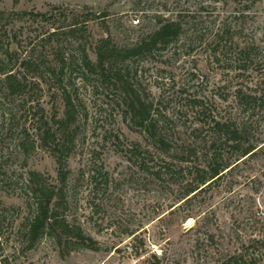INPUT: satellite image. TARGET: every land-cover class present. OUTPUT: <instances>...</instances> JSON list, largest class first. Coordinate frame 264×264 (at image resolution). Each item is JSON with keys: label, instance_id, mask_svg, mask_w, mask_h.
<instances>
[{"label": "rangeland", "instance_id": "374dc122", "mask_svg": "<svg viewBox=\"0 0 264 264\" xmlns=\"http://www.w3.org/2000/svg\"><path fill=\"white\" fill-rule=\"evenodd\" d=\"M22 10L62 13L61 19L91 11L102 17L89 22L91 36H110L120 45L152 31L160 19L176 20L189 42L136 63V83L160 106L159 126L166 139L162 147L131 124L122 93L112 82L96 72L71 79L77 97L74 143L67 157V198L56 206L68 227L52 233L46 229L33 246L20 232L34 211L22 181L35 171L55 182L57 163L30 141L22 146L21 126L7 120L19 98L8 95L0 81V207H8L11 215L6 214L0 228V263L235 264L228 260L241 253L247 262L264 264V119L249 133V141L258 137V149L237 159L223 144L220 153L230 166L194 192H189L194 183L176 160L188 149L197 151V159L188 158L191 163L207 162L214 149L208 122L233 112L235 86L264 89L263 61L243 72L228 68L235 46L221 61L212 56L218 47L214 36L224 31L240 46L250 47L253 58L264 59V0H0V35L3 29L8 36L15 30L25 46L52 27L31 20L9 22L12 12ZM59 39L46 47L50 58V47ZM17 43L13 40L11 47ZM43 86L41 104L51 111V91ZM180 93L201 102L188 105ZM54 103L63 117L61 98ZM138 148L148 150L144 160L137 156Z\"/></svg>", "mask_w": 264, "mask_h": 264}, {"label": "trees", "instance_id": "16d2710c", "mask_svg": "<svg viewBox=\"0 0 264 264\" xmlns=\"http://www.w3.org/2000/svg\"><path fill=\"white\" fill-rule=\"evenodd\" d=\"M61 15L62 13L57 15L52 11L45 13L27 10L14 11L9 15V22L31 20L42 23V27L50 24L52 28L44 32L46 35L43 31L36 34L25 46L15 30L12 32L10 29L12 33L8 36V29H3V35H0V48H2L0 81L4 83L8 95H16L19 98L16 112L13 113L12 108L7 112L8 123L11 126L15 125L16 128L21 126L24 132L22 146L30 141L33 148L38 147L49 152L57 163L55 182L35 171L28 172V177L22 181V187L28 192L27 197L31 200L34 210L30 221H27L20 230L23 236H28L29 246H33L46 229L48 233H52L68 227L64 214L57 210L56 206L62 205L61 201L67 198L66 183L69 172L67 157L74 143L72 128L76 116L77 97L72 89L71 79L75 77V74L86 75L96 72L102 79L112 82L115 88L122 93V104L131 124L145 134L148 142L162 147L165 146L166 139L162 127L159 126L160 106L149 96V93H146L145 89L136 83L139 67L136 63L144 57L157 55L167 48H172L179 42H181L180 45L189 42L187 35L181 30V25L176 20L160 19L157 27L152 31H144L132 43L120 45L110 36L98 38L91 36L89 22L102 18L96 13L86 11L80 15L74 14L70 18L64 15L62 19ZM221 34H216L213 39L218 46L212 51V56L216 61L225 59L229 48L235 46L234 51L231 50V57L227 59L228 68L246 72L253 62H264V59H259V57L253 58V50L250 47L240 46V43L233 40L231 36L228 37L224 31ZM5 36L6 39H3ZM56 37L61 39L50 47L52 55L50 58L46 47ZM13 40L18 41L15 48L11 47ZM27 46L29 48L24 54V48ZM91 54L95 56L94 60ZM134 72L137 73L134 74ZM191 74L197 77L195 73ZM43 85L51 91L53 103L51 111L46 110L41 104ZM182 91L186 90L182 89ZM180 95L183 96L184 93ZM183 97L188 105L198 106L201 102L199 97L191 94ZM233 97L236 104L233 112L220 117L213 116L208 122L212 133L211 146L214 149L207 162L197 164L194 161L191 163L188 158L194 155L197 159V151L188 149H182L180 157L176 159L181 164L178 166L188 173L191 182L194 183L190 193L204 185H209L230 166L228 160H223V154L220 153L223 144L234 152L237 159L251 155L258 149V137L253 141H249L248 138L251 126L264 119V89L256 88L247 91L242 86L236 85ZM58 98H61L64 105L63 117L59 116V110L54 103ZM201 112L204 111L201 109ZM217 147L219 149H216ZM137 150V156L144 160L148 150L141 151L139 148ZM171 164L176 166V163ZM168 171L171 170L168 169ZM6 214L11 216L8 207H0V228L7 219ZM72 231L71 229L66 230V232ZM84 238V244L92 247L90 238ZM261 242L264 247V237ZM152 256L157 259L156 255ZM232 261H235V264H254L247 262L241 253L228 260V262ZM0 264L6 263L1 261Z\"/></svg>", "mask_w": 264, "mask_h": 264}, {"label": "bare ground", "instance_id": "6f19581e", "mask_svg": "<svg viewBox=\"0 0 264 264\" xmlns=\"http://www.w3.org/2000/svg\"><path fill=\"white\" fill-rule=\"evenodd\" d=\"M191 219H189L188 221H190Z\"/></svg>", "mask_w": 264, "mask_h": 264}]
</instances>
